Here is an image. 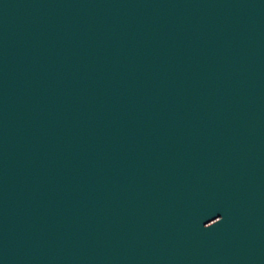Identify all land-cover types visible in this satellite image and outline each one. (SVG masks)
Wrapping results in <instances>:
<instances>
[{
    "label": "water",
    "instance_id": "obj_1",
    "mask_svg": "<svg viewBox=\"0 0 264 264\" xmlns=\"http://www.w3.org/2000/svg\"><path fill=\"white\" fill-rule=\"evenodd\" d=\"M48 0H0V77L37 22Z\"/></svg>",
    "mask_w": 264,
    "mask_h": 264
}]
</instances>
